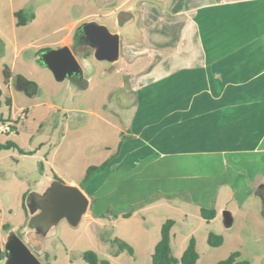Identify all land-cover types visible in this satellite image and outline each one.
Segmentation results:
<instances>
[{
  "label": "rangeland",
  "instance_id": "rangeland-1",
  "mask_svg": "<svg viewBox=\"0 0 264 264\" xmlns=\"http://www.w3.org/2000/svg\"><path fill=\"white\" fill-rule=\"evenodd\" d=\"M145 1L159 6L164 0H105L103 4L98 0H0V124H10L13 130L0 131V144L15 145L0 151V226H10L8 231L0 227V246L6 250L17 236L41 264H86L82 257L87 251L112 264H151L161 226L171 219L175 224L170 249L177 259L192 237L196 264H216L236 252L250 264H264V199L257 190L244 200L229 192L219 195L217 217L210 222L185 196L151 199L126 219L121 215L114 219L106 212L105 218L98 217L105 200L86 209L74 225L64 218L45 227H34L30 221L54 176L65 182L79 175L86 162L96 166L104 154L99 146L102 128L92 112L115 124L120 122L115 113L128 114L121 107L129 92L122 59L116 64L97 61L85 46L76 55L81 70L58 79L48 65V50L69 45L76 26L86 22L117 33L120 50L125 39H140ZM19 10L33 13L34 19L18 26L13 12ZM119 12L132 17L119 22ZM62 38L64 43H60ZM6 68L10 72L7 83ZM19 76L37 85L34 95L26 96L15 88ZM224 212L231 216L230 225L224 222ZM209 233L222 238L220 246H209ZM114 238L130 245L133 255L123 252L112 257L108 241ZM8 262L7 257L0 264Z\"/></svg>",
  "mask_w": 264,
  "mask_h": 264
},
{
  "label": "crops",
  "instance_id": "crops-1",
  "mask_svg": "<svg viewBox=\"0 0 264 264\" xmlns=\"http://www.w3.org/2000/svg\"><path fill=\"white\" fill-rule=\"evenodd\" d=\"M142 7L140 39H125L119 50L128 114L115 113V124L92 112L105 151L96 166H106L83 187L87 162L65 182L54 176L49 188L57 181L79 188L86 212L106 200L100 218L108 209L131 217L151 199L185 196L199 213L215 210L212 221L225 192L244 200L257 190L264 199V0ZM58 51L46 55L53 73ZM74 56L61 79L81 70Z\"/></svg>",
  "mask_w": 264,
  "mask_h": 264
},
{
  "label": "water",
  "instance_id": "water-1",
  "mask_svg": "<svg viewBox=\"0 0 264 264\" xmlns=\"http://www.w3.org/2000/svg\"><path fill=\"white\" fill-rule=\"evenodd\" d=\"M103 4L105 0H98ZM129 14V13H126ZM130 15V14H129ZM131 17V15H130ZM128 17V19L130 18ZM83 36L84 41L92 50L95 60L115 64L119 58V35L111 33L108 28L95 22L82 23L77 36ZM53 71L58 79H61L65 68L75 65V56L69 48H63L52 54ZM15 88L26 96H32L37 91V85L19 76L15 82ZM1 95V91H0ZM46 200V203L43 202ZM51 204L50 206L47 204ZM88 206V199L83 192L72 186H65L57 181V186L48 189L45 196L40 197L37 203L38 212L30 221L35 226H48L60 218L66 219L70 224H76ZM231 216L224 212V222L231 224ZM9 258L8 264H41L36 256L19 239H11L5 250Z\"/></svg>",
  "mask_w": 264,
  "mask_h": 264
},
{
  "label": "trees",
  "instance_id": "trees-1",
  "mask_svg": "<svg viewBox=\"0 0 264 264\" xmlns=\"http://www.w3.org/2000/svg\"><path fill=\"white\" fill-rule=\"evenodd\" d=\"M14 17L17 19L18 26H24L29 21L34 19L33 13H26L24 10H19L14 13ZM4 77L6 83L10 78V72L8 69H5ZM7 134V133H6ZM15 145L12 142H5L4 144H0V151L8 150L13 148ZM106 166V163H103L99 166H89L86 169L84 179L81 183V187H83V183L87 181V179L95 172L102 170ZM58 180L57 178H55ZM110 214L112 218L117 219L118 215L112 213L109 209L106 211L105 214ZM215 210L213 209H200L201 217L206 221L209 222L215 216ZM122 218H129L130 213L122 214ZM101 218H105V215H101ZM175 222L171 219H167L161 226L160 230V238L157 242L156 246L154 247L153 253L151 255V264H196L198 260V254L196 251V244L194 238H190L187 244V247L183 251L181 257L179 259L175 258L171 254L170 249V231L171 228L174 226ZM4 231L10 230L9 225H2L0 226ZM111 248V255L112 257H118L121 253L127 252L130 256L133 255V249L130 245L126 242L114 238L113 240L108 241ZM209 246L211 247H218L222 243V238L220 236L215 235L214 233H209L208 240ZM7 254L5 250H3L0 246V263L3 262L6 258ZM83 260L86 264H112L108 259H99L95 252L87 251L83 254ZM216 264H250L247 260L241 259L239 253H233L225 260H222Z\"/></svg>",
  "mask_w": 264,
  "mask_h": 264
},
{
  "label": "flooded vegetation",
  "instance_id": "flooded-vegetation-1",
  "mask_svg": "<svg viewBox=\"0 0 264 264\" xmlns=\"http://www.w3.org/2000/svg\"><path fill=\"white\" fill-rule=\"evenodd\" d=\"M117 16H118V19H119L118 21L119 22H122L123 19H128V17H130V15L126 14L125 12H119L117 14ZM80 25L81 24L77 25L76 28L74 29V33H73V37H72L71 43L69 45H66V46L58 47L55 50H61L63 48H69V50L74 55H79L78 54L79 51L83 50L85 46L89 48V46L84 41L83 36L81 34H80V37L77 36V30H78ZM51 50H48V51H51Z\"/></svg>",
  "mask_w": 264,
  "mask_h": 264
},
{
  "label": "built area",
  "instance_id": "built-area-1",
  "mask_svg": "<svg viewBox=\"0 0 264 264\" xmlns=\"http://www.w3.org/2000/svg\"><path fill=\"white\" fill-rule=\"evenodd\" d=\"M0 131L4 133L12 132V126L10 124H0Z\"/></svg>",
  "mask_w": 264,
  "mask_h": 264
}]
</instances>
